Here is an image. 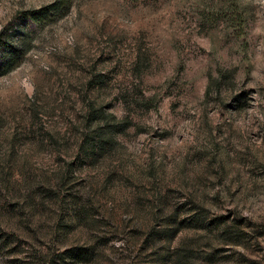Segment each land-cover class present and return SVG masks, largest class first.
<instances>
[{
    "label": "rangeland",
    "instance_id": "obj_1",
    "mask_svg": "<svg viewBox=\"0 0 264 264\" xmlns=\"http://www.w3.org/2000/svg\"><path fill=\"white\" fill-rule=\"evenodd\" d=\"M0 264H264V0H0Z\"/></svg>",
    "mask_w": 264,
    "mask_h": 264
},
{
    "label": "trees",
    "instance_id": "obj_2",
    "mask_svg": "<svg viewBox=\"0 0 264 264\" xmlns=\"http://www.w3.org/2000/svg\"><path fill=\"white\" fill-rule=\"evenodd\" d=\"M55 7H56V4H53V5H50L48 7V9L49 8L50 9H54ZM46 10L47 9L29 10V11H25V12H23L21 14H22L23 18H25V19H34V18H39V17L43 16L44 14H46V12H47ZM17 49L22 51V49L20 47L17 48ZM9 51H10V53H9L10 54V57H9L10 61H8V63L11 64V62H13V60H14V58L16 56V52L17 51H16L15 47L9 49Z\"/></svg>",
    "mask_w": 264,
    "mask_h": 264
}]
</instances>
